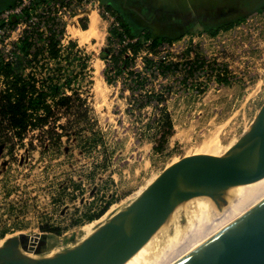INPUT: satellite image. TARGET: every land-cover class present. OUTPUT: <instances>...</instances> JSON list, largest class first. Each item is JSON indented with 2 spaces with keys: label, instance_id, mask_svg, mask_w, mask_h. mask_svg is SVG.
<instances>
[{
  "label": "rangeland",
  "instance_id": "1",
  "mask_svg": "<svg viewBox=\"0 0 264 264\" xmlns=\"http://www.w3.org/2000/svg\"><path fill=\"white\" fill-rule=\"evenodd\" d=\"M222 1L240 9L226 24L241 22L228 30L212 35L195 26L156 49L142 40L130 61L143 85L133 81L128 66L116 76L112 63L114 81L97 91L91 45L80 47L82 57L62 48L59 58L45 60L43 52L34 59L42 46L33 43L31 63L19 56L16 71L55 83L62 93L78 92L90 112L72 125L58 148L48 150L37 132L23 144L16 138L0 141V247L24 234L34 246L26 254L36 259L73 249L131 205L166 168L192 155L223 156L241 139L264 105V0ZM111 50L110 43L102 54L105 62ZM162 61L178 68L164 75L158 68ZM195 61L201 67L190 73L188 62ZM156 106L165 108L174 123L161 151L154 149L161 118ZM75 117L64 114L61 123ZM108 204L100 218L86 220ZM47 225L60 233L43 232Z\"/></svg>",
  "mask_w": 264,
  "mask_h": 264
},
{
  "label": "water",
  "instance_id": "2",
  "mask_svg": "<svg viewBox=\"0 0 264 264\" xmlns=\"http://www.w3.org/2000/svg\"><path fill=\"white\" fill-rule=\"evenodd\" d=\"M240 9L221 14L237 15ZM227 22V21H226ZM264 178V105L250 129L223 156L184 157L166 168L125 210L73 249L32 258L21 234L0 247V264H125L181 204L207 197L224 202L228 189ZM179 264H264V179L245 197L207 243Z\"/></svg>",
  "mask_w": 264,
  "mask_h": 264
},
{
  "label": "trees",
  "instance_id": "3",
  "mask_svg": "<svg viewBox=\"0 0 264 264\" xmlns=\"http://www.w3.org/2000/svg\"><path fill=\"white\" fill-rule=\"evenodd\" d=\"M44 2H49L46 0H41ZM105 8L114 13L125 32L132 38L136 36V33L132 30L128 22L121 15V13L116 10L113 6L103 3ZM264 12V6L260 9ZM16 20H14L15 22ZM239 21V22H238ZM241 20L232 22L231 24L223 25L221 27H215L211 29H206L212 35H217L221 30H228L234 27L236 24L240 23ZM111 34L116 35L117 31L115 29L110 30ZM140 40L134 44L130 45V49L133 56L137 55L142 47V40H148L151 42V48L156 49L164 43H173V39L158 37L155 38L150 34H144ZM58 40L56 38V33L51 29L50 43H49V56L51 58H57L59 56V49L57 48ZM112 42V38H109V44ZM32 42L28 38L22 41L20 49L21 52L27 59L29 51L32 48ZM39 50L34 54V59H37L40 52ZM124 52V51H123ZM106 58V56L104 57ZM132 58H122V52L118 55H113L112 63L114 69L117 71L116 76L123 72L122 66L131 67ZM28 63H31L27 59ZM190 73L197 67H201L197 62H188ZM158 68L160 72L166 75L168 72H173L178 68V64L170 62L168 64L165 61L159 63ZM110 66L107 65L105 70V77L109 83L114 80L109 75ZM131 75L136 78L133 80L137 84L143 85L142 75L140 72H135L129 70ZM0 76L2 81H0V141L1 142H12V140L17 139V142L23 144L30 133L37 132V136L41 140H47V149L53 147H59L62 138L70 135L69 129L72 128L73 124H77L84 121L87 117L88 112H90V107L87 101L81 97L78 92H72V95L67 93H62L57 90V84L50 83L47 84L43 80H39L36 76L29 74L24 76L20 72L16 71L14 67L10 64L0 63ZM49 80L54 78L49 77ZM143 87V86H142ZM161 100H163L161 98ZM144 106V105H143ZM142 107V106H141ZM156 108H159L156 106ZM161 112V118L156 121L157 133L160 137L155 140L157 146L154 148L157 151H161L165 148L170 137L174 134V123L165 108H159ZM75 115L74 120H68L66 124L61 123V117L64 115ZM71 125V126H69ZM12 135V136H10ZM32 138V137H30ZM45 143V144H46ZM50 144V145H49ZM30 147L34 148L33 141L29 142ZM109 208V204L106 205L97 214L87 215L86 220L89 222L94 221ZM78 223V222H77ZM43 232H57L60 230L54 228L50 225L42 227Z\"/></svg>",
  "mask_w": 264,
  "mask_h": 264
},
{
  "label": "crops",
  "instance_id": "4",
  "mask_svg": "<svg viewBox=\"0 0 264 264\" xmlns=\"http://www.w3.org/2000/svg\"><path fill=\"white\" fill-rule=\"evenodd\" d=\"M20 0H0V12L16 6ZM61 4L75 3L76 8L66 27L71 40L80 47L90 46L96 60V90L111 86L105 77L103 51L109 44L110 22L94 6L79 7L83 0H46ZM113 6L136 33L134 38L150 34L155 38L177 40L195 26L206 29L221 27L227 18L221 14L238 8V3L226 7L222 0H100ZM105 7V6H104ZM114 14V13H113ZM225 23V24H223Z\"/></svg>",
  "mask_w": 264,
  "mask_h": 264
},
{
  "label": "built area",
  "instance_id": "5",
  "mask_svg": "<svg viewBox=\"0 0 264 264\" xmlns=\"http://www.w3.org/2000/svg\"><path fill=\"white\" fill-rule=\"evenodd\" d=\"M88 5L97 8L110 22L111 29L117 31L116 35L110 33L112 38V50L111 55L106 59L107 65L110 66V64H112L113 55H118L120 52H122L123 59L132 58L133 53L130 49V45L138 42L140 39L130 37L120 24L117 16L102 6L100 0H83L79 7ZM76 8L78 7H76L75 3L61 4L57 2H44L41 0H20L16 6L0 12V63L14 66L19 56L23 54L20 46L22 41L26 38H28L32 44L41 45L44 58L48 60L50 58L48 48L51 29L56 33V38L59 41L57 45L59 56L57 58H59L63 52L62 48L73 51L75 56L77 54L80 56L85 55L82 53V50H79L80 46L76 45L71 40L66 27ZM14 20L16 21L14 22ZM38 32L42 35L41 40L37 37ZM31 56L32 55L29 54L27 59ZM28 60L32 61L31 59ZM129 69L135 71L133 70L134 68L130 67ZM36 77L38 78V76ZM0 78L2 79L1 76ZM30 247L33 248V244L32 246L30 245Z\"/></svg>",
  "mask_w": 264,
  "mask_h": 264
},
{
  "label": "bare ground",
  "instance_id": "6",
  "mask_svg": "<svg viewBox=\"0 0 264 264\" xmlns=\"http://www.w3.org/2000/svg\"><path fill=\"white\" fill-rule=\"evenodd\" d=\"M263 179L228 189L223 194L224 202L218 204L207 197H196L179 205L146 245L125 264H179L207 243Z\"/></svg>",
  "mask_w": 264,
  "mask_h": 264
}]
</instances>
